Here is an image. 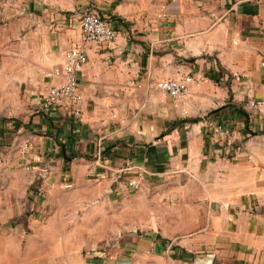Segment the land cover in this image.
I'll list each match as a JSON object with an SVG mask.
<instances>
[{
	"label": "crops",
	"instance_id": "0c3cea01",
	"mask_svg": "<svg viewBox=\"0 0 264 264\" xmlns=\"http://www.w3.org/2000/svg\"><path fill=\"white\" fill-rule=\"evenodd\" d=\"M0 4V264H264V0ZM86 10L113 42L83 41ZM73 45L78 124L41 109ZM184 75L183 98L154 85Z\"/></svg>",
	"mask_w": 264,
	"mask_h": 264
},
{
	"label": "built area",
	"instance_id": "2783aa9c",
	"mask_svg": "<svg viewBox=\"0 0 264 264\" xmlns=\"http://www.w3.org/2000/svg\"><path fill=\"white\" fill-rule=\"evenodd\" d=\"M165 15V14H164ZM80 31L83 41L113 42L118 36V30L110 26L98 13L86 10L80 16ZM87 61V53L82 45L71 46L64 54L60 67L47 72L48 75L56 74L61 77L58 84L50 85L43 95L41 109L45 112L62 108L65 115L74 123L83 121L82 103L83 94L78 87L77 72ZM192 81L190 75L180 78L161 79L155 82L157 89L166 91L174 100L183 98L188 91V84ZM248 105L254 109H264V100L249 99ZM212 132L223 133L220 124L215 126L206 122L205 125ZM209 133V132H208ZM145 171L142 167L132 168L124 166L116 171L114 183H122L129 190H138L144 180ZM94 176V180H97ZM71 184L66 183L65 187Z\"/></svg>",
	"mask_w": 264,
	"mask_h": 264
},
{
	"label": "rangeland",
	"instance_id": "374dc122",
	"mask_svg": "<svg viewBox=\"0 0 264 264\" xmlns=\"http://www.w3.org/2000/svg\"><path fill=\"white\" fill-rule=\"evenodd\" d=\"M93 0H84L85 3L87 4H92ZM1 7V4H0ZM88 9V8H86ZM91 9V8H90ZM74 13V12H73ZM14 222L13 224H17V223H21L22 226V234L24 236H27L28 233L31 231V229L28 227V224L30 221L35 220L36 222H41L43 220V218L41 216H35V212L31 209H26L25 212H23L19 217H14L13 218ZM94 249H83L82 253H86V252H92Z\"/></svg>",
	"mask_w": 264,
	"mask_h": 264
},
{
	"label": "water",
	"instance_id": "95a60500",
	"mask_svg": "<svg viewBox=\"0 0 264 264\" xmlns=\"http://www.w3.org/2000/svg\"><path fill=\"white\" fill-rule=\"evenodd\" d=\"M202 264H211V257L209 256L208 259H205Z\"/></svg>",
	"mask_w": 264,
	"mask_h": 264
}]
</instances>
